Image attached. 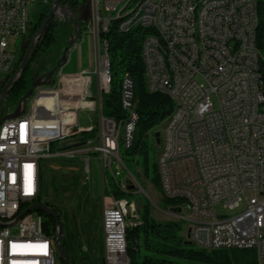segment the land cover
<instances>
[{
	"label": "built area",
	"instance_id": "2783aa9c",
	"mask_svg": "<svg viewBox=\"0 0 264 264\" xmlns=\"http://www.w3.org/2000/svg\"><path fill=\"white\" fill-rule=\"evenodd\" d=\"M55 1L0 0V86H5V77L13 78L0 95V264H64L57 255V230L46 231L45 217L33 207L45 203L40 201L42 159L80 152L95 153L100 159L104 263L125 264L120 227L129 221L116 200L107 197L102 162H111L119 189L129 193L127 185L136 187L132 174L127 182L118 180L124 175L116 148L117 133L129 134L136 111L128 106L130 81H124L121 101L128 117L121 119V128L112 129V117L103 114L104 40L100 41L99 34L102 27H108L109 17L103 12L121 14L130 0H89L88 14L96 41V91L94 76L84 70L64 75L58 88L39 86L28 108L27 101L21 103L19 116L10 118L15 110L5 108L8 90L22 73L17 72L19 56L10 50L9 38L14 35L26 39L32 27V7L44 3L51 10ZM189 3L190 0L139 2L142 12L135 18L137 25L158 23L171 37L170 47H162L153 34L144 40L148 89L168 94L175 103L162 123L160 141L153 132L147 136L159 145L157 166L162 184L167 185L169 193L186 192L196 208L193 217H185L175 206L170 209L189 229L186 240L204 250L252 248L257 264H264V80L260 71L262 54L256 43L257 2L204 0L198 13L204 26L202 37L193 34ZM61 10H68L66 0L54 15ZM127 22L121 19L119 30ZM166 53H174V61H166ZM83 81L85 90L80 91ZM65 86L72 91L59 96L57 91ZM59 101L65 112L89 105L96 113V125L86 130H95V134L76 146L53 151L55 141L82 132L71 129L58 137L35 133L48 124L62 125ZM169 123H177V131H169ZM76 124L71 119L64 125ZM89 162L85 158L86 173L90 171ZM217 207L224 213H218ZM198 221H207V228L195 230Z\"/></svg>",
	"mask_w": 264,
	"mask_h": 264
},
{
	"label": "trees",
	"instance_id": "16d2710c",
	"mask_svg": "<svg viewBox=\"0 0 264 264\" xmlns=\"http://www.w3.org/2000/svg\"><path fill=\"white\" fill-rule=\"evenodd\" d=\"M259 23L256 30V43L261 51L262 60L260 71L264 80V0H256ZM86 0H66V6L78 17L80 34L84 28V20L81 19L79 11ZM50 12L48 9L41 15L38 23L31 27L29 35L25 39L26 49L32 42V37L41 27L42 22ZM154 33L151 28L135 26L127 31L119 30L116 20L112 21L108 28L99 34L100 41L104 40L110 60L111 84L106 93L102 95L103 114L121 120L128 117V112L122 107V89L124 80L129 77L132 81L135 110L138 121L135 139L129 148L124 147L126 156L142 154L147 163L149 150L145 142V136L153 132L169 117L174 109V100L166 93L152 92L148 89L146 81V65L143 57V43L148 34ZM76 34V23L74 19L68 18L64 21L52 19L46 30L41 34L37 44L34 46L30 58L23 69L21 76L8 90V95H18L19 102L32 87L33 82L40 77H48L49 72L54 69L61 59L64 50L69 45L70 39ZM26 49L21 50L17 68L24 59ZM51 86L55 85V75ZM4 86H0V95ZM16 105L11 110L16 109ZM95 130H84L76 136L80 140L92 137ZM138 160V159H137ZM125 167L127 168L126 160ZM125 173V170H124ZM123 173V174H124ZM149 176V172L147 173ZM153 185L161 190L162 182L157 165L154 164V175L151 178ZM111 192L116 198L127 203L131 202L129 194L119 189V183L110 182ZM107 194L109 193L106 189ZM163 201L168 206L188 208L185 198H170L162 193ZM41 201V199H40ZM49 204L48 202H45ZM54 208L51 204H49ZM140 219L131 217L126 230V247L130 264H257L255 249L252 248H218L213 250L199 249L190 244L184 237L185 227L176 220L157 221L151 216V205L143 202ZM55 209V208H54ZM56 210V209H55ZM56 212H58L56 210ZM45 217V230L50 228L57 230V221L40 210Z\"/></svg>",
	"mask_w": 264,
	"mask_h": 264
},
{
	"label": "rangeland",
	"instance_id": "374dc122",
	"mask_svg": "<svg viewBox=\"0 0 264 264\" xmlns=\"http://www.w3.org/2000/svg\"><path fill=\"white\" fill-rule=\"evenodd\" d=\"M89 4V0H86V5L84 9L79 11L80 16H83L86 11V6ZM50 5L39 3L32 7L29 13V19L32 27L38 23L42 14H44ZM68 9V8H67ZM85 10V11H83ZM70 10H61L59 14L53 16L54 19L59 21H64L70 16ZM115 13L103 12L106 17H114ZM112 15V16H111ZM52 18V19H53ZM51 19V20H52ZM43 23V22H42ZM84 28L80 36L73 43V45L68 49L67 56L72 54L74 50L83 43L84 48L77 51V53L85 54V42L90 44V42L95 43V35L93 32V23L91 19L88 22L84 21ZM78 27L76 26V32ZM80 32V31H79ZM36 34V33H35ZM32 37V42L34 40ZM41 37V36H40ZM40 37L35 40V45L39 41ZM10 50L17 56H19L22 45L23 36H10ZM31 42V43H32ZM91 47V46H90ZM93 48H90V53L92 54V64L79 63V67L84 65H89L92 68L91 74L94 76L93 89L96 91V64L95 58H93ZM79 73V72H77ZM75 74V73H69ZM67 74V75H69ZM66 75L63 72V66L60 67L55 75L56 83L53 87L50 85H43L48 88H58L61 83L62 77ZM38 87L35 92L27 101V108L33 96L36 94ZM18 95H8L5 100V108L11 110L12 106L18 105ZM79 119V131L86 129H92L96 125V113L91 111H81L78 113ZM68 122V121H66ZM163 127L158 126L154 131L153 135L157 131H162ZM74 130V129H72ZM68 131V130H67ZM70 135L66 138L59 139L52 144V150L57 151L62 148L72 147L80 144V136ZM139 136L138 131L135 132V139ZM145 142L148 145L149 159L147 170V163L142 154L134 156H126L124 154V147L121 149V156L126 160L127 168L123 167L122 173L124 176H119L118 180H124L127 182L128 176L131 174L133 178L137 180L135 182L136 187L133 184L127 185L129 191V199L133 203V210L130 217H137L140 219L141 207L143 202H148L151 205V216L157 221H168L176 220L185 226L184 221L181 218H176V211L170 210L172 206H168L163 201V196L161 190L156 188L151 178L154 175V164H158L159 159V145L156 144L153 138L145 136ZM85 158H89V173L85 172ZM138 159V160H137ZM53 166H59L60 168H54ZM69 167H74L77 170H70ZM158 168V166H157ZM149 172V176L147 173ZM107 175L110 181H113L110 171ZM41 200L43 202H48L51 204L60 214V218L64 225L65 230V248L68 252L71 264H105L104 263V248L101 242V229H102V209H103V187H102V173L100 159L95 153L80 152L74 156H58L52 159H42V192ZM217 211L220 214L224 213L221 207H217ZM187 212V213H186ZM184 215L193 217L195 215L190 214L191 211L188 208L183 209ZM186 233V234H185ZM188 229H185L183 234L184 237L187 236ZM91 238L94 239V256L89 257L88 249L93 250V244ZM187 239V237H186ZM102 249V251H101ZM88 261V262H87Z\"/></svg>",
	"mask_w": 264,
	"mask_h": 264
},
{
	"label": "bare ground",
	"instance_id": "6f19581e",
	"mask_svg": "<svg viewBox=\"0 0 264 264\" xmlns=\"http://www.w3.org/2000/svg\"><path fill=\"white\" fill-rule=\"evenodd\" d=\"M142 0H130L129 4H127V8L124 9L123 12L120 11H112L111 13H115L114 17H109L108 26L110 23L114 20L118 22L119 28L121 26V19H128V22L125 23V25H122V31H127L137 25V19L136 16L138 14H141L142 12V5L139 4ZM191 3H189L188 8V15H189V21H191V25H193V34H195V37H202V33H204V26L201 24V16L200 10L201 6L204 5V0H190ZM112 16V15H111ZM146 28H151L154 30L153 36L158 39L159 44L162 45V47H170L171 45V37L168 36V31L158 23H151L149 25L145 26ZM108 27H102V32L106 30ZM166 61H174V53H166ZM104 62H105V83H106V91L109 90L110 84H111V70H110V60L108 56V51L106 46L104 45ZM124 81H130L129 85V92H128V106H131V110H135L136 101L134 99V92L132 87V81L129 77H126ZM124 89V88H123ZM138 121V114L137 112H134V115H132V123H131V130L128 131H120V133H117V141H116V148H117V156L121 158L120 162V169L121 173L123 171V167H125V160L121 156V149L122 147L129 148L134 140L135 137V129L136 124ZM121 128V120H115L112 118V129H119ZM169 131H177V123H169ZM126 138H128V143L126 144ZM102 169H103V180H105V186L107 191L109 192L107 194V197L110 199L116 200V203L120 206V208L123 209V216H125L126 220L129 221V215H131V212L133 210V203L126 201L122 199H118L115 197V195L111 192L110 189V178L107 175L108 171H110V175L113 177V182L118 183L117 180H115V173L114 169H112L111 162H102ZM160 173V168H158ZM162 193L170 198H185L188 201V208L190 209L191 213L196 216V208H194L193 201L190 200V196L186 194V192H173L169 193L168 187L165 184H162ZM178 210L182 211L184 207H178ZM187 208V209H188ZM187 213V212H186ZM189 215V214H188ZM184 215L185 217L189 216ZM133 217V216H132ZM134 217H136L134 215ZM179 219V218H178ZM182 219V218H181ZM121 225L120 227V238H121V256L122 261H125V264H130L128 255H127V247H126V230L127 226ZM204 228H207V221H198L195 222V230H203ZM186 234V233H185ZM189 236V229L187 233V239Z\"/></svg>",
	"mask_w": 264,
	"mask_h": 264
},
{
	"label": "water",
	"instance_id": "95a60500",
	"mask_svg": "<svg viewBox=\"0 0 264 264\" xmlns=\"http://www.w3.org/2000/svg\"><path fill=\"white\" fill-rule=\"evenodd\" d=\"M63 2H64V0H56L55 1L54 8L50 10L48 15L44 19L41 27L38 29V31L35 34V38L36 37L37 38L40 37L41 34L46 30V28L48 26V23L50 22V20L54 16L55 10H57L59 7L63 6ZM69 14L74 19V21L76 23V26L78 27V30H77L76 34L70 39L69 45L64 50L63 55H62L61 59L58 61L56 67L49 72L47 78L40 77V78L36 79L33 82L32 87L29 89V91L23 96L21 101L18 103L15 111L9 115L10 118L19 116L22 113L21 103L25 102L29 97H31L33 95V93L35 92V89L37 87L42 86V85H51L52 82H53V76H54L55 71L57 69H59L60 67H62L65 64V62L67 61L68 49L73 45V43L76 41V39L78 38V35L80 33L79 32L80 31V25H79V22H78L77 15L75 13H73V12H70ZM80 18L83 19L85 22L89 21L90 18H89V14H88V7L86 8L85 14L83 16H81ZM34 43L35 42L33 40V42L26 49V44H25V39H24L23 45H22V50L26 49V53H25L23 61L21 62L20 66L17 68V72L18 71L22 72L23 69L25 68V66H26V64H27V62H28V60L30 58V55H31V53L33 51V48L35 46ZM12 80H13V78H9L8 76L5 77V80H4L5 86H4V89H3V94L5 93V91H7V88L12 83ZM1 119L2 118H0V122H1ZM155 136H156V141L159 142L160 141V132L157 131L155 133ZM53 167L54 168H60L59 166H53ZM69 169L70 170H77L74 167H69ZM33 208L42 210L46 214H48L50 216H53L56 219V221H57V234H56L57 255L62 260V262L64 264H71L68 252H67V250L65 248V242H64L65 230H64L63 222H62V220L60 218V214L58 212H56V210L54 208H52L47 203H38Z\"/></svg>",
	"mask_w": 264,
	"mask_h": 264
},
{
	"label": "crops",
	"instance_id": "0c3cea01",
	"mask_svg": "<svg viewBox=\"0 0 264 264\" xmlns=\"http://www.w3.org/2000/svg\"><path fill=\"white\" fill-rule=\"evenodd\" d=\"M80 45L74 50V52L72 54H70V56H67V61L65 62V64L63 65V72H65V74H69V73H77V72H81L84 70L90 71L92 68H90L89 65H84L83 67H79V63H85V64H92V54L90 53V48H93V58H95V64L97 66V56H96V49H95V43L90 42V44L85 42V54L82 53L79 54L77 53L78 50L84 48L83 43H79ZM91 46V47H90ZM67 82V81H66ZM81 84V89L80 91H84L85 90V81H83ZM53 87V86H52ZM80 87V86H79ZM70 90V87L65 86V88H61L59 91H57V94L59 96H66L68 95ZM75 91H79L78 89H76ZM72 98V97H71ZM59 106V111L62 115L63 118V123L62 125H56V124H48L47 127L45 128H39V130H36L35 133L39 134V135H43L44 137H58L59 135L62 134H66L67 132H69L71 129H76L79 130L77 127H79V119H78V113H80L81 111H91V107L87 104H83L81 107H76L73 108V110H70L69 112H65V110L62 109V105H61V101L58 102L57 104ZM71 119H75L77 124L74 127H68L65 126L64 124H67L66 121H70ZM68 130V131H67ZM101 242H102V247L104 248V234H103V228L101 229ZM91 242L93 244V250L88 249L89 252V257H93L94 256V239L91 238ZM102 251V249H101Z\"/></svg>",
	"mask_w": 264,
	"mask_h": 264
},
{
	"label": "flooded vegetation",
	"instance_id": "af4514ba",
	"mask_svg": "<svg viewBox=\"0 0 264 264\" xmlns=\"http://www.w3.org/2000/svg\"><path fill=\"white\" fill-rule=\"evenodd\" d=\"M84 5H86V3L84 4ZM86 7H89V4H87V6ZM81 10V9H80ZM88 262V261H87ZM85 264H86V262H84Z\"/></svg>",
	"mask_w": 264,
	"mask_h": 264
}]
</instances>
